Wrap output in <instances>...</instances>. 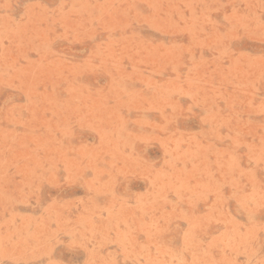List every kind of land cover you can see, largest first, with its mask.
I'll list each match as a JSON object with an SVG mask.
<instances>
[{
  "label": "rangeland",
  "instance_id": "1",
  "mask_svg": "<svg viewBox=\"0 0 264 264\" xmlns=\"http://www.w3.org/2000/svg\"><path fill=\"white\" fill-rule=\"evenodd\" d=\"M0 264H264V0H0Z\"/></svg>",
  "mask_w": 264,
  "mask_h": 264
}]
</instances>
